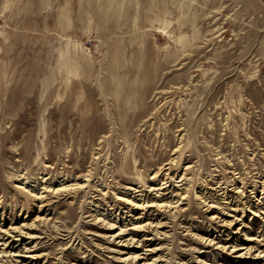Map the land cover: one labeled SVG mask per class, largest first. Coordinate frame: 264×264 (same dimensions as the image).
Listing matches in <instances>:
<instances>
[{
  "label": "rangeland",
  "instance_id": "1",
  "mask_svg": "<svg viewBox=\"0 0 264 264\" xmlns=\"http://www.w3.org/2000/svg\"><path fill=\"white\" fill-rule=\"evenodd\" d=\"M0 264H264V0H0Z\"/></svg>",
  "mask_w": 264,
  "mask_h": 264
},
{
  "label": "bare ground",
  "instance_id": "2",
  "mask_svg": "<svg viewBox=\"0 0 264 264\" xmlns=\"http://www.w3.org/2000/svg\"><path fill=\"white\" fill-rule=\"evenodd\" d=\"M45 189H48V187H45ZM55 191V189H53L51 192L53 193ZM60 189H57V192H59ZM48 192V191H47ZM50 192V191H49ZM55 193V192H54Z\"/></svg>",
  "mask_w": 264,
  "mask_h": 264
}]
</instances>
